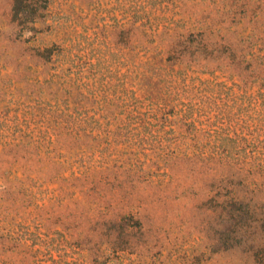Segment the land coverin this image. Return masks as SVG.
<instances>
[{
	"label": "rangeland",
	"instance_id": "1",
	"mask_svg": "<svg viewBox=\"0 0 264 264\" xmlns=\"http://www.w3.org/2000/svg\"><path fill=\"white\" fill-rule=\"evenodd\" d=\"M14 2L0 0V264H256L264 0ZM243 199L236 236L223 210Z\"/></svg>",
	"mask_w": 264,
	"mask_h": 264
},
{
	"label": "trees",
	"instance_id": "2",
	"mask_svg": "<svg viewBox=\"0 0 264 264\" xmlns=\"http://www.w3.org/2000/svg\"><path fill=\"white\" fill-rule=\"evenodd\" d=\"M17 5V1L18 0H14ZM14 11H15V14H21V12L23 13V11H19L17 10V6L14 7ZM25 15V13H23ZM239 202V201H238ZM240 203L241 205H244L245 206V209L243 211V208L244 207H241V209H238L236 208L235 206H229V207H226L224 210H223V214L225 215L224 218H222V224L224 226H227V227H230L231 230L233 231L232 234L236 235V236H241L242 233H244L245 231L243 230L246 226V220H249L250 218L247 217L246 219V215L248 213L251 212V210L249 209V204L250 202H246V200H240ZM256 227V226H255ZM257 247H260L262 250H264V241L262 242H257L255 244ZM245 246V244H244ZM250 250H253V249H250ZM252 262L256 263V264H262L264 263V255L261 259H255V258H252L251 259Z\"/></svg>",
	"mask_w": 264,
	"mask_h": 264
}]
</instances>
